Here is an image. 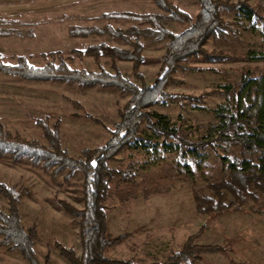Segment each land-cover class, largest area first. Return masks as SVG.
Here are the masks:
<instances>
[{
  "label": "rangeland",
  "instance_id": "374dc122",
  "mask_svg": "<svg viewBox=\"0 0 264 264\" xmlns=\"http://www.w3.org/2000/svg\"><path fill=\"white\" fill-rule=\"evenodd\" d=\"M173 1L192 16L199 12L198 0ZM238 1L262 9V0H231ZM113 12L162 15V23L170 31L181 32L186 28L153 0H0L1 59L16 64L18 57L24 56L30 64L43 66L48 62L59 63V58L50 53L61 52L71 68L110 73L119 70L124 77L141 84L134 76L130 60L106 54L99 59L76 55V50L103 43L132 50L131 44L115 35L111 28L114 32H128L134 27L153 28L148 21L106 16ZM261 14L264 15V10ZM222 16L231 30L210 37L205 47L238 58L223 63L190 60L194 69L177 68L172 74L174 80L166 86L174 95L150 107L166 114L170 123L181 125L194 138L207 135L219 123L215 110L227 102L224 86H236L246 70L264 75V61L243 58L251 50L264 51V25L259 20H249L239 10L223 8ZM139 41L144 45L140 71L145 83L152 84L167 40L141 33ZM69 56L74 59H67ZM188 95L202 99L191 102ZM130 97L129 91L115 86L63 79L27 80L0 72V122L5 128L48 145L37 120L45 117L51 124L59 120L62 147L76 158L82 157L84 149L97 148L109 141ZM73 101L81 107L74 106ZM140 133L151 138L149 147L127 146L109 161V166L121 173L109 182L105 201L107 236L125 237L105 254L139 264L163 262L180 250L189 236L206 226L197 243L220 245L223 250L204 252L193 264H264V194L258 192V201L249 198L241 211L211 217L199 209L196 196L215 198L210 184L225 176L217 152L207 147L200 169L197 158L186 148L163 150L165 140L176 143V139L155 132L145 121L141 123ZM217 150L231 159L241 157L236 146L221 144ZM180 153H184L195 171L194 179L186 176L179 165ZM83 178L79 170L72 172L65 168L55 174L54 166L45 169L42 163L34 164L30 157L14 162L11 153H0V183L19 191L28 190L19 205L22 223L26 231L34 232V248L42 262L72 264L61 252V246L81 254L76 217L58 200L82 208ZM232 199L234 196L228 194L226 203ZM8 208V199L0 193V209L8 212ZM2 239L0 234V264H27L21 252L10 248L11 245H2Z\"/></svg>",
  "mask_w": 264,
  "mask_h": 264
},
{
  "label": "trees",
  "instance_id": "16d2710c",
  "mask_svg": "<svg viewBox=\"0 0 264 264\" xmlns=\"http://www.w3.org/2000/svg\"><path fill=\"white\" fill-rule=\"evenodd\" d=\"M153 1L160 9L168 12L172 19L185 24L186 28L181 32L170 31L162 23V15L113 12L106 16L148 21L153 28L139 30L134 27L128 32H114L110 29L131 44L132 50L103 43L75 51L79 57L88 55L99 59L102 54H106L113 58L130 60L133 62L134 76L141 84L124 77L119 70L110 73L106 70L96 72L71 68L61 52L50 53V56L59 58V63L48 62L43 66L30 64L24 56H19L16 64H7L2 61L0 54L1 73L27 80L63 79L82 84L115 86L131 93L121 111V120L115 125L109 141L97 148L84 149L80 158L70 155L62 147L59 120L54 124L45 117L37 120L48 145L37 139L14 134L0 122V153H11L14 162H18L22 157H30L34 164L42 163L45 169L54 166L55 174H60L65 168L83 173L80 189L83 207H77L63 199L58 200L70 215L76 217L74 223L79 227L81 254L78 255L73 248L61 246V252L72 264H139L131 260L110 258L105 254L110 246L125 237L107 236L108 213L105 201L110 191V180L121 173L112 169L109 161L115 159L127 146L139 148L142 144L147 148L152 143L150 137L140 133L142 121L155 132L178 141L175 143L165 140V152L186 148L197 158L200 169L206 159V148L210 147L217 152L228 178L224 176L220 181L210 184L215 198L207 195L196 196L202 212L215 217L233 210L241 211L249 198L258 201V192L264 194V75L246 70L236 86L223 87V92L228 96L227 102L220 104L215 110L219 123L211 127L205 136L194 138L181 125L170 123L166 114L150 110L157 102L174 95L166 90V86L169 81L174 80L172 74L177 68L194 69L190 60L202 59L208 63H223L238 58L237 55L226 51L208 50L205 47L207 40L210 37L225 35L231 30L222 16L223 8L239 10L249 20H259L264 25V15L261 14V10H264V0L260 5L262 9L258 10L244 1L233 3L231 0H198L200 9L195 16L181 9L173 0ZM141 33L167 40L159 72L152 84L145 83L140 71L144 60V45L139 41ZM243 58L247 61H264V51L251 50ZM67 59L74 58L69 56ZM187 97L191 102L202 99V96L196 95ZM72 103L81 107L76 101ZM221 144L236 146L240 159H231L220 154L217 149ZM179 165L186 176L195 178V171L186 161L184 153L179 155ZM69 178L70 175L67 176V179ZM27 191H19L0 183V193L9 202L8 212L0 209V234L3 235L1 244L11 245L10 248L19 250L27 264H50L49 261L42 262L39 259L34 248V232L26 231L22 223L19 205L22 195ZM228 194H232L234 199L226 203ZM205 228L206 226H202L197 233L189 236L182 248L173 252L165 261L149 264H193L204 252L223 250L220 245L197 243Z\"/></svg>",
  "mask_w": 264,
  "mask_h": 264
}]
</instances>
